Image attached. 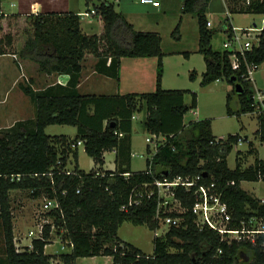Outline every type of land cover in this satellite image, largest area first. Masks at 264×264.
I'll use <instances>...</instances> for the list:
<instances>
[{"label": "trees", "instance_id": "16d2710c", "mask_svg": "<svg viewBox=\"0 0 264 264\" xmlns=\"http://www.w3.org/2000/svg\"><path fill=\"white\" fill-rule=\"evenodd\" d=\"M4 1L0 0V7ZM93 1L85 0L86 11H95L98 34L83 33L80 17L73 12L0 13V55L29 61L45 75L69 77L65 86L54 84L37 91L30 83L20 84L19 89L34 108V118L0 129V264H76L80 258L94 257H110L112 264H264V235L256 236L255 244H227L216 232L206 227L200 230L190 212L192 191L185 193L182 189L176 191L186 209L180 216L182 220L177 226L171 225L164 235L154 236L151 255L142 254L117 236L124 222L146 226L152 232L158 230L154 183L178 176L201 175L203 184L214 181L223 190V200L231 211L232 229L250 217L264 218V200L241 187L243 182H264V158H256L252 165L244 167L245 153L238 152L235 169H230L227 157L240 137L228 135L220 139L221 144H211L216 137L210 119L185 123V115L197 107V98L190 93V104L185 105L189 91L162 88L163 59L170 53L162 51L160 35L136 31L114 4L96 0L98 4L94 5ZM210 1L185 0L182 7V13H193L197 18V53L205 63L199 85L206 87L224 80L231 86L229 80L235 78L242 90L236 93L231 87L226 95V115L239 118L253 114L255 94L250 81L244 78L246 64L258 67L264 63V30L259 44L245 52V61L239 58L240 68L233 71V52L214 51L211 47L214 31L207 27L206 18ZM224 2L229 15L264 16V0ZM224 24L228 31L229 17H225ZM171 36L179 39L178 25ZM182 54L189 57L187 52ZM152 57L157 59L153 92L94 95L78 91L86 59H97L95 72L118 86L122 58ZM195 79L196 72L192 71L189 80ZM135 114H143L142 125L148 135L165 137L164 145L151 160L145 159L143 171L131 170ZM256 117L255 135L264 143V112ZM51 125L74 127L76 134L73 138L48 136L44 130ZM79 141L95 165L89 172L80 170L77 164L78 148L72 146ZM111 151H115L114 170L103 171L104 153ZM146 153H151L148 145ZM246 154L257 155L252 142ZM69 158L75 162L71 170L67 168ZM13 191H26L33 199L54 200L58 205L46 211L51 222L42 227L40 238L32 240L31 249L19 250L14 244ZM130 199L138 204L127 207ZM53 234L60 236L67 253H45ZM218 250L222 253L218 254Z\"/></svg>", "mask_w": 264, "mask_h": 264}, {"label": "rangeland", "instance_id": "374dc122", "mask_svg": "<svg viewBox=\"0 0 264 264\" xmlns=\"http://www.w3.org/2000/svg\"><path fill=\"white\" fill-rule=\"evenodd\" d=\"M14 1L15 0H6L2 2L1 6L4 9L9 8V4ZM107 1L114 4L116 11L125 8L127 10H136L138 12L140 9V5L133 0H121L120 6L118 4L119 0ZM183 1L184 0H162L161 2H163V5H168V10H166L163 15L161 14L155 17L150 16V18L159 21L160 23L159 29L163 52H187L189 53V56H191L189 62H187V58H184L183 54H180L183 56H180L182 58L181 63L178 61L180 59L177 58V56H172L168 59L165 67L163 65V75L165 78L164 85L168 86L169 89H182L189 91L184 98L185 105L190 104V93L196 95L197 107L195 110H191L185 115V123L189 121L210 119L212 122L211 131L214 137L222 139H225L228 135H238L240 137L239 142L232 146V150L227 157V165L230 169H235L238 152L245 153L242 156V162L244 160L243 166H250L253 164L254 159L264 158V143L259 142L255 135L257 130V115L246 114L241 115L239 118L226 115V95L230 92L231 86L224 80L216 81L206 87H200L199 83L201 81V73L204 71V63L202 57L196 52L198 47L197 18L193 13L186 15L182 13ZM91 4L97 5L98 1L94 0ZM91 4L89 5L90 8ZM82 10L86 11V6L83 5ZM225 17H229L230 24L236 28L253 27V24L259 28L261 27V21L264 16L243 14L229 15L227 14L224 0H211L206 9V18L207 21L211 23V29L214 31L211 40V47L214 51H222V44L226 41L227 35L224 31ZM178 20H182L179 28L180 37L179 39H175L171 34ZM82 23L83 27H85L87 23H95V26L96 23L99 25L94 17L82 18ZM93 30L94 33H96L95 27ZM6 63H9V60L6 61ZM15 67L18 71L17 65H15ZM192 71L196 72V82L189 80V75ZM176 74H179L178 79H174ZM10 79V76H7V79H3V83L0 85L1 91L11 84ZM253 80L252 88L255 96H257V93L263 95L264 63L258 66L254 71ZM152 89L153 90L150 92L155 90L154 88ZM81 93H84L83 89H81ZM263 105L264 99H262L261 103L258 102V107L261 108ZM232 107L235 108L234 105H232ZM193 111L196 112V115L194 116L192 115ZM135 117L136 119L133 120L131 133L133 155L131 159V170L143 171L145 169V159L147 158L145 153L147 143L145 139L149 135L146 133L142 125L143 114H135ZM33 118L34 116L30 99L18 89L17 85H15V88L10 86L6 94H1L0 92L1 130H6L12 127L16 122H19V120L27 121L32 120ZM44 133L48 136L67 135L70 138H73L76 134V130L74 127L67 125H51L45 128ZM249 142L253 143V148L257 150V155L252 154V156H249L246 154L249 150ZM141 154L144 155V157H140ZM77 163L79 169L85 172H89L91 169L95 168L92 159L86 155L83 147H78ZM113 163L114 154L111 152L106 153L103 168L105 170H112L114 168ZM74 164L75 162L70 158L68 163L69 170L73 168ZM241 187L248 193L252 194L253 197L259 200H264V182H243L241 183ZM10 199L13 214L14 244L16 248L22 250V248L27 246L32 239L39 237L40 228L45 224L50 223L51 219L47 218L46 212H43L42 210L44 204V199L42 198L33 199L26 191H13L11 192ZM159 229L160 230H157L156 232L161 236L165 233L166 228L160 226ZM117 236L122 241L140 250L144 255L148 256L153 252L152 241L154 238V232L149 230L146 226H135L130 222H124L119 227ZM52 239V243L46 246L47 254H55L56 256H59L60 254L68 252V250L61 245L60 236L53 234ZM76 264H112V259L110 257L80 258L77 260Z\"/></svg>", "mask_w": 264, "mask_h": 264}, {"label": "built area", "instance_id": "2783aa9c", "mask_svg": "<svg viewBox=\"0 0 264 264\" xmlns=\"http://www.w3.org/2000/svg\"><path fill=\"white\" fill-rule=\"evenodd\" d=\"M135 2L145 5L152 6L154 8H159L160 0H134ZM78 16L82 18H91L95 16V11H84L79 13ZM225 26V24H224ZM207 27L211 28V23L207 21ZM225 28L226 41L222 44L224 50L233 52L230 57L231 69L233 71L239 70V58L245 61V52L251 51L254 46L259 44V36L264 30V17L261 21V27H257L253 24V27L236 28L231 25L230 29ZM227 31V32H226ZM255 65L246 64V77L245 81H250L253 83V73L257 69ZM263 94V93H262ZM255 102V111L253 114H258L264 112L263 107H258V102L261 103L264 99V94L253 97ZM136 119L135 115L132 120ZM120 136H122L120 134ZM222 138H216L213 143L219 145L222 143ZM146 145L150 146L152 151L147 154V158L151 160L152 156L156 153L159 147H162L165 143V137L149 135L146 139ZM83 147L81 141L77 142L72 148ZM144 157V155H140ZM204 176H178L171 180L163 178L161 180H156L154 183L157 197V207L155 212V219L158 220L160 226L166 228V231L171 225L177 226L180 221L181 214H183L186 209L182 207L180 199L176 195V191L182 189L185 193H191L194 199L192 207L190 209L191 215L194 218L196 226L201 230L204 227L216 232L222 241L227 244L235 242H249L250 244H255V238L258 235H264V218L262 217H250L248 221H241L239 227L232 229L230 228V223L233 222L231 211L227 203L223 200V190L217 188L214 181L203 184L201 181ZM233 185V183H230ZM263 202V200H262ZM137 201L129 200L127 207L132 205H137ZM58 207L54 200H44L42 206L43 212L49 211L51 209H56ZM123 207V209H127ZM170 214H175L176 216H170ZM160 230V229H158ZM157 231V230H156ZM154 232V236H159L157 232ZM165 231V233H166ZM42 228L39 230L40 238ZM164 233V234H165ZM162 234V235H164ZM161 235V236H162ZM33 240V239H32ZM31 240V242H32ZM31 242L25 246L29 249L32 248ZM19 249V248H17ZM20 250V249H19ZM222 251L218 250V254ZM59 264V263H54ZM61 264V263H60Z\"/></svg>", "mask_w": 264, "mask_h": 264}, {"label": "crops", "instance_id": "0c3cea01", "mask_svg": "<svg viewBox=\"0 0 264 264\" xmlns=\"http://www.w3.org/2000/svg\"><path fill=\"white\" fill-rule=\"evenodd\" d=\"M161 1H160L159 8H154L152 6H145V5H141L138 3L140 5V9L138 12L136 10L134 11L129 10V9L127 10L125 8L123 9L121 8V10L117 12L124 14L127 22L130 23L136 31L153 32V33H157L160 35L161 33L159 29V26H160L159 21H156L150 18V16L155 17L161 14L163 15L166 12V10H168V5L167 4L163 5V2ZM165 1H168V0H165ZM118 4L120 6L121 0H119ZM83 5L86 6V2H84V0H15L14 2H11L9 4V8L4 9L1 6L0 13L12 15V14H37V13H49V12H56V13L73 12L75 14H79V13L84 12L82 10ZM181 22L182 20H178L175 27L178 25L180 28ZM80 24H81V30L85 34H93L94 27L96 29V33L94 34H98L100 31V27L97 23H96V26L94 25L95 23L93 24L87 23L86 26L83 27L82 19H80ZM197 49H196V52H197ZM180 54L182 53L176 52V53H170V55H166L163 59L164 67L168 59L172 56H177V58L180 59L178 61L181 63L182 61L181 57L183 56ZM198 55L202 57L200 54ZM190 59H191V56L187 58V62H189ZM8 60H9V63H6V61ZM202 60H203V57H202ZM96 62H97V59H94V58L86 59L82 62L83 68H82L80 83L78 85V91L80 94H94V95L120 94V95H124L128 93H149L151 90H153L152 88L155 89L156 66H157L156 58H153V57L152 58H122L120 60L118 86H116L115 82L112 79L98 75L95 72ZM15 65H17L18 67V71L16 70ZM204 71H205V63H204ZM204 71H202L201 75L204 73ZM7 76H10L11 84L10 85L8 84L9 86L7 87L5 86L6 88L3 89V91H1V86H0L1 94L2 93L6 94L10 86H13L15 88V85H17L19 89L20 84H26V83H30L32 85V88L36 91L41 90L45 87L54 85V84L65 86L69 79V77L66 75L42 74L38 71V68L35 64L29 61L20 60L16 56L0 55V85L1 83H3V79H7ZM178 77H179V74H176V77L174 79L176 78L178 79ZM196 80L197 78L195 79L194 82H196ZM173 81H176V80H173ZM164 84H165V78L163 75V78H162V88L163 89L180 90V89H169V87ZM174 88H178V87H174ZM81 89H83L84 93H81ZM32 111H33V116H34L33 106H32ZM192 115L193 116L196 115V112L193 111ZM19 121H23V120H19ZM64 136H67V135H64ZM106 153H104V164H105V154ZM111 153H113L115 156V151H111ZM145 153H146V147H145ZM131 154H132V142H131ZM77 157H78V153H77ZM69 161H70V158L68 160V163ZM102 170L103 171H113L114 168L112 170H105L102 167ZM45 253H46V247H45ZM50 255H55V254H50Z\"/></svg>", "mask_w": 264, "mask_h": 264}, {"label": "water", "instance_id": "95a60500", "mask_svg": "<svg viewBox=\"0 0 264 264\" xmlns=\"http://www.w3.org/2000/svg\"><path fill=\"white\" fill-rule=\"evenodd\" d=\"M230 83H231V87H233L234 91L236 93H240L242 88L241 86L236 82V79L235 78H231L230 80Z\"/></svg>", "mask_w": 264, "mask_h": 264}]
</instances>
